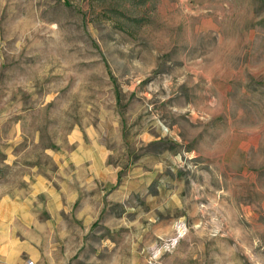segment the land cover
Segmentation results:
<instances>
[{
  "label": "rangeland",
  "instance_id": "374dc122",
  "mask_svg": "<svg viewBox=\"0 0 264 264\" xmlns=\"http://www.w3.org/2000/svg\"><path fill=\"white\" fill-rule=\"evenodd\" d=\"M1 209L0 264H264V0H0Z\"/></svg>",
  "mask_w": 264,
  "mask_h": 264
},
{
  "label": "crops",
  "instance_id": "0c3cea01",
  "mask_svg": "<svg viewBox=\"0 0 264 264\" xmlns=\"http://www.w3.org/2000/svg\"><path fill=\"white\" fill-rule=\"evenodd\" d=\"M7 212L8 211L5 210V209H3V210L1 209V211H0V240L3 238V234H4L3 230L5 229V226L6 225L9 226V224H7L8 221L6 220ZM35 226L39 227L38 224H36ZM28 239L29 240L26 241L27 244H29L31 240L37 241V240L31 238L30 235H28ZM14 242H15L16 245H19L18 243H20V241H18V240H15ZM32 261H33V264H34V260H32ZM26 264H27V262H26Z\"/></svg>",
  "mask_w": 264,
  "mask_h": 264
},
{
  "label": "built area",
  "instance_id": "2783aa9c",
  "mask_svg": "<svg viewBox=\"0 0 264 264\" xmlns=\"http://www.w3.org/2000/svg\"><path fill=\"white\" fill-rule=\"evenodd\" d=\"M27 264H33V261H32V260H29V261L27 262Z\"/></svg>",
  "mask_w": 264,
  "mask_h": 264
}]
</instances>
